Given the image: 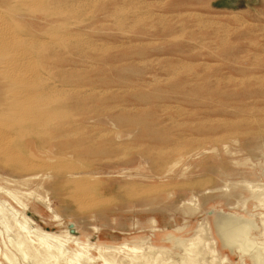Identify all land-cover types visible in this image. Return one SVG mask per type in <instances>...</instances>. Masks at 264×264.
Wrapping results in <instances>:
<instances>
[{
    "label": "rangeland",
    "instance_id": "1",
    "mask_svg": "<svg viewBox=\"0 0 264 264\" xmlns=\"http://www.w3.org/2000/svg\"><path fill=\"white\" fill-rule=\"evenodd\" d=\"M4 1L7 27L36 35L34 44L52 25L70 39L37 58L63 82L60 102L70 109L57 121L68 126L63 137L45 148L36 139L46 131L12 129L11 143H0V264H69L35 233H19L12 215L60 237L66 259L81 254L75 264H258L264 0H66L49 7L64 11L58 16ZM45 155L67 171L44 165ZM11 159L35 168L19 170ZM68 169L82 183L78 193ZM225 215L239 220L231 247L215 224ZM240 221L250 223L242 234ZM188 242L196 245L185 252Z\"/></svg>",
    "mask_w": 264,
    "mask_h": 264
},
{
    "label": "bare ground",
    "instance_id": "2",
    "mask_svg": "<svg viewBox=\"0 0 264 264\" xmlns=\"http://www.w3.org/2000/svg\"><path fill=\"white\" fill-rule=\"evenodd\" d=\"M65 1L66 0H16L15 3H17L21 7V9H23L22 10L23 12H28V11L31 12V11H34L35 9H37L39 11H42V13L45 14L46 16H58V15H63L64 11L60 10L58 12V11H56V9L54 11H51V9L49 10V7L55 8L57 6L59 7V5H63V4L65 5ZM2 2H5V1L2 0ZM73 13H75V12H73ZM79 13H81V12H79ZM171 14H173V13H171ZM177 14H178V12H177ZM87 17H88V15H87ZM3 18H4V13L2 11H0V143L1 144L3 143V141L6 139L5 138L6 135H7L6 137L9 136V134H10L9 131L12 129H21L24 131V133H26L28 135H35L41 131H46L45 133L42 132V133H44V135H46L44 138L37 137V139H36L39 141L38 142L39 145H41L42 148H45L46 147L45 145L48 142L56 141V140L60 139L61 137H63V135H64L63 129H66V127H68V126H66V124L59 123L57 121L60 120V118L67 116L66 112H68L70 107L67 105H64V103L60 102V97L62 96V94L60 93V90L62 89V87L64 88V86L62 85L63 82L61 81V79L59 77L50 78L48 76V74H46L47 71H45V69H46L45 59L46 58L45 59L43 58L42 60H37V58H39V54H41L43 49L47 48L49 45H55L56 44V45L61 46L65 43H67L70 39L64 37L63 34L61 35V34L56 33L55 29L52 28V26H53L52 25V26L48 27L47 29H43L42 32H40V34H41L40 38L42 39V41L38 42L37 44H34V41L37 40L36 35H34L36 37H34L33 35L31 36L30 32H28L29 34L27 32L23 33V34H18L16 32V29H11V28L7 27V24L4 21L5 18L4 19ZM17 34H18V36H17ZM73 36H74V34H73ZM55 49H53V50H55ZM53 50H51V51L53 52ZM249 76L251 77V75H249ZM76 88H78V87H76ZM67 89H69V88H67ZM88 89H89V87H88ZM70 90H71V88H70ZM78 90H79V88H78ZM83 94H85V93H83ZM8 140H9V138H8ZM8 140L6 139V141H8ZM36 140H33V142L35 144H37ZM5 142H4V145H6ZM8 143H11V141ZM8 146H11V145H8ZM2 150L0 152H2ZM4 151H6V150H4ZM175 151H176V148H175ZM14 153H15V151H14ZM163 153H165V152H163ZM2 155H3V153H2ZM2 155H1V157H2ZM7 156H5V157H7ZM16 156H18V155H16ZM16 156L13 155V158L14 157L17 158ZM19 157H21V155ZM8 159H10V158L8 157ZM51 159L52 158H50L49 155H45V157L43 159L44 160L43 163H45L44 165H47V164L50 165L52 163ZM4 161L5 160H3V162L2 161H0V162H2V164H3L6 162V161L5 162ZM32 162L29 161V163H27L24 160L20 161L19 159H18V161H16L15 159L14 160L11 159V161H10L11 165H14V167L17 165V168H19V170L23 169V171L24 170L28 171L31 168H33L34 166H33ZM53 164H51L50 168H54L56 170L55 172H57V173H61V171L65 169V168H63L64 167L62 165L63 163L61 165H59V164L53 165ZM18 165H19V167H18ZM34 165H35V163H34ZM64 165H65V163H64ZM38 166H36V167H38ZM40 167H39V169H40ZM71 167H73V165ZM71 167L69 169H73ZM36 169H38V168H36ZM44 169L46 170V168H44ZM69 169H68V171H69ZM65 170L67 171V169H65ZM66 177H67L66 179L69 180V183L70 182L71 183L77 182V179H78L77 174L75 172H72L71 170L68 173H66ZM26 178L28 180L32 179V178H37V175L36 174H30V175H27ZM92 183H91V185H88V186H92ZM81 184H79V181L77 183H75V185H74V188H76L75 190H77L78 188H81ZM86 184H88V183H86ZM95 184H97V183H95ZM93 185H94V183H93ZM74 188H72V189H74ZM75 190H74V192H75ZM82 190H83V188H82ZM87 190L86 191L83 190V191L87 192ZM135 190H137V189H135ZM69 191H68V193H69ZM78 191L79 190H77V193H78ZM138 191H140V190H138ZM80 192H79V194H80ZM252 192H254V191L252 190ZM7 194L10 195L15 200V198L9 192H7ZM75 194H76V192H75ZM71 195L73 196V194H71ZM135 195H136V193H135ZM65 196L68 197L67 195H65ZM80 196L81 195H79V197ZM89 196L90 195H88L87 197H89ZM73 197H74L73 199H77L75 196H73ZM91 198H93V196H91ZM84 199L85 198L83 197V200ZM87 199H90V198H87ZM87 199H85V200H87ZM95 200H97V198ZM97 201H94V202L96 203ZM73 202L77 203L76 200ZM79 202H81V201H79ZM79 202H78V204H79ZM4 204H5L4 202L0 201V217L1 218H4L5 216H7V214L5 212L6 211V209H5L6 205H4ZM84 204H85V202H84ZM85 207L87 208V206H85ZM93 207H94V205H93ZM77 208H78V206H77ZM79 208H80V206H79ZM82 208L85 209L84 207H82ZM12 218L14 219L15 226L19 228V231H20L19 233H22V235L24 234L26 237H29L30 234L35 233L36 240L40 244H44L46 246V252L47 253H49L50 251L53 252L52 258L55 261H57L59 259H64V260H66V263L75 264L73 262V260L75 258L80 259L82 257L81 254L74 253L71 257L72 259H66L65 250L62 248L63 246L57 243V240H59L60 237L53 236V235H51L47 232L41 231V230H35L34 231L30 227L29 228L25 227V224H28V223H25L28 220L26 218V216H23V222H19V221L15 220L14 215H12ZM237 221H239V220L233 215H225V216H222V217L218 218L217 220H215L217 231L219 232L221 243L223 245L231 247V242L233 241L234 236L237 235L238 229L236 230V227L234 225V222H237ZM240 222H241V224L239 226L242 227L240 229V233H241V232L245 231V229L250 225V223L246 222V221L245 222L240 221ZM260 235H263V234L261 233ZM70 238L71 237H68L67 240H70ZM209 239L211 240L212 243H214V240L212 238L209 237ZM247 240H248L247 241L248 244H252L253 240L250 237ZM47 242H53L55 244L51 243L48 245ZM195 245H196L195 242H188L184 246L185 252H187V251L189 252L190 249ZM232 245H233V243H232ZM127 250L130 252H135V247H127ZM147 252L150 253L149 250ZM258 260H259L258 264H264V243H261V247L259 249ZM144 261H147V259L144 258Z\"/></svg>",
    "mask_w": 264,
    "mask_h": 264
}]
</instances>
